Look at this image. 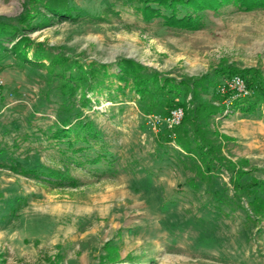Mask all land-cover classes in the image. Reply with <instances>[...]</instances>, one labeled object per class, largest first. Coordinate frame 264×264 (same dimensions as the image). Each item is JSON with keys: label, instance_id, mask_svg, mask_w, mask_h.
Returning a JSON list of instances; mask_svg holds the SVG:
<instances>
[{"label": "rangeland", "instance_id": "374dc122", "mask_svg": "<svg viewBox=\"0 0 264 264\" xmlns=\"http://www.w3.org/2000/svg\"><path fill=\"white\" fill-rule=\"evenodd\" d=\"M138 7L0 0V17L23 30L17 46L0 49V264H264V106L224 109L165 139L144 121L164 112L167 90L190 118L199 103H225L215 96L229 74L263 78L264 7L189 9L199 16L193 30L146 21ZM127 62L163 88L141 96L136 75L121 76ZM91 67L102 68L94 79ZM75 127L98 137L53 138Z\"/></svg>", "mask_w": 264, "mask_h": 264}, {"label": "trees", "instance_id": "16d2710c", "mask_svg": "<svg viewBox=\"0 0 264 264\" xmlns=\"http://www.w3.org/2000/svg\"><path fill=\"white\" fill-rule=\"evenodd\" d=\"M139 3V9L142 13L143 19L146 21H149L153 17H161L164 20V23H166L168 26H178L186 29H197L199 26V16L195 15L193 17L190 13H188L187 10L191 9L194 13L200 12L202 9L205 8H215L216 6L221 5L222 3L225 2H234L240 9H243L245 11H250L252 9H256L259 7H264V0H137ZM180 6L184 8L186 11L184 15L179 18L177 17V7ZM161 9L168 10L169 15H164L162 14ZM17 20L13 19H8L6 17H0V49L3 48L2 41H8L10 40L13 43V46H17V44L21 41L22 37V29L17 26L15 23ZM21 33V34H20ZM25 55V54H24ZM23 55V56H24ZM134 66V65H133ZM131 64L123 63L120 64V71L122 72L121 76L124 74H128L129 72H133V75H136L135 80V86H136V91L141 95H145L149 93L152 89L149 88L148 85H151L149 83L151 80L148 78H141L140 74L143 72V69H140V67L135 66L133 67ZM81 69V68H80ZM102 68L95 69L91 67L89 69V75L92 79L96 78L99 73H101ZM81 76L84 77V71L81 69ZM136 73V74H135ZM107 74V73H106ZM105 74V75H106ZM224 75V74H222ZM247 75L249 73L245 72H238V73H233L229 74V82H225L222 86L223 91H220L221 93L216 94V99L218 102L223 103L225 102L222 106H215L213 104H204V103H199L196 105V112L195 115L192 117H187L185 114L183 115L181 123L174 127L172 130H168L167 128L163 127L160 128V130H165L166 133L163 136L162 139H165L164 137L170 135L171 132H174L177 130L179 127L185 125L186 122L191 121L193 123L194 131L197 129H201L198 126V122L201 120H206L209 117H215L216 115H221L224 109H229L230 111H240L242 114H247V113H253L255 110L258 108L264 106V77L258 79L257 77H251L250 79L247 78ZM238 77L243 85L244 89H246V94L241 95L235 88L229 87L230 81L232 78ZM75 78L76 82L79 83L81 81V78ZM122 79V78H120ZM203 82V81H202ZM200 80L196 81V87H201L202 83ZM202 83V84H201ZM183 85V84H182ZM194 85V84H193ZM152 88H163L161 87L160 84L156 85V81L154 82L153 85H151ZM78 87V84L76 85L75 88ZM75 88H73L72 85H70V92L74 93ZM88 91H92L93 87L87 86ZM151 89V90H150ZM176 91V90H175ZM174 89L171 91L167 90L166 97H165V102L164 103V112L162 114L160 113H148L147 115L150 114H157L161 116H167L170 111L174 108H182L183 103L179 102L177 100V94H174ZM84 96V93H83ZM84 105L88 102V100H83ZM144 116V117H145ZM145 121V119H144ZM148 127V126H147ZM199 130L197 132H199ZM85 132L83 134L79 133L76 129V127L71 130V129H60L56 131V134L53 136V138H61V137H70V133L74 132L76 135V140L81 141L83 143H89L91 139L95 141V139L98 137L97 133L93 134L90 132L89 129H85ZM175 133V132H174ZM161 136V135H160ZM161 136V137H162ZM197 135H193V145L195 148L201 150L203 152L204 146H201L199 139H197ZM179 143H181L178 140ZM189 150V149H187ZM205 153V152H204ZM206 154V153H205ZM97 160H93V162H96ZM13 171H17V168L12 167ZM20 172L24 175H32L36 179L39 180H47V181H55L58 184H61L64 181H68L69 184L71 185H76L77 183L72 180L70 177H67L64 175V173L60 171H54V170H38V169H21ZM253 203V201H252ZM258 204H262V202H257Z\"/></svg>", "mask_w": 264, "mask_h": 264}, {"label": "built area", "instance_id": "2783aa9c", "mask_svg": "<svg viewBox=\"0 0 264 264\" xmlns=\"http://www.w3.org/2000/svg\"><path fill=\"white\" fill-rule=\"evenodd\" d=\"M2 86L3 81L0 79V99L2 97ZM229 87L235 88L239 93H242L244 90L243 83L238 77L232 78ZM221 90L223 91V88ZM182 118L183 110L179 107L172 109L167 116L150 114L144 117L146 126L154 132H157L162 127L172 130L181 123Z\"/></svg>", "mask_w": 264, "mask_h": 264}]
</instances>
